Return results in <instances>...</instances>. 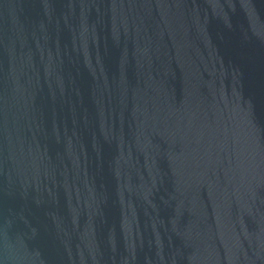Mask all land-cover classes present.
<instances>
[{
  "label": "water",
  "instance_id": "obj_1",
  "mask_svg": "<svg viewBox=\"0 0 264 264\" xmlns=\"http://www.w3.org/2000/svg\"><path fill=\"white\" fill-rule=\"evenodd\" d=\"M0 264H264V0H0Z\"/></svg>",
  "mask_w": 264,
  "mask_h": 264
}]
</instances>
